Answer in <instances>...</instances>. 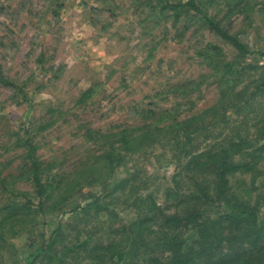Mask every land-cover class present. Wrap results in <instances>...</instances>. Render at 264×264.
<instances>
[{
	"label": "trees",
	"instance_id": "obj_1",
	"mask_svg": "<svg viewBox=\"0 0 264 264\" xmlns=\"http://www.w3.org/2000/svg\"><path fill=\"white\" fill-rule=\"evenodd\" d=\"M207 1L156 0L154 5L159 16L169 13L187 30L193 21L235 49L234 60L216 43L196 52L223 84L216 104L183 118L175 110L158 115L151 110L157 115L152 122L117 134L87 129L102 153L58 190L55 178L43 180L32 139H16L26 149L35 188L32 195L15 192L0 178L2 189L11 193L4 217L35 212L45 228L13 264H264V64H242L241 58L256 50L212 15ZM153 57L151 52L148 59ZM0 82L29 100L25 87L1 68ZM99 91L100 85L85 90L78 103L88 104ZM153 155L175 164L162 201L151 188ZM76 190L83 199L65 208L60 200L71 199ZM55 193L60 200L49 204ZM52 208L70 216H55ZM125 210L133 212L132 219L118 223ZM8 218L0 221V248L10 246L3 231Z\"/></svg>",
	"mask_w": 264,
	"mask_h": 264
},
{
	"label": "rangeland",
	"instance_id": "obj_2",
	"mask_svg": "<svg viewBox=\"0 0 264 264\" xmlns=\"http://www.w3.org/2000/svg\"><path fill=\"white\" fill-rule=\"evenodd\" d=\"M155 3L0 0V68L25 87L29 98L22 100L14 88L0 82V178L12 191L32 195L35 188L26 149L16 143L19 136L32 139L43 180L55 178L58 190L102 153L100 145L88 139L87 129L117 134L148 124L165 110L183 118L217 103L223 84L196 52L207 42L216 43L227 60H234L235 49L193 21L187 30L184 21L174 23L169 13L159 16ZM206 8L256 50L241 58L242 64H264V0H208ZM151 52L154 57L148 59ZM95 85H100L98 95L79 104L81 94ZM154 156L160 155H153L149 166L151 188L162 201L175 164ZM10 194L0 186V221L8 218L3 208ZM72 196L62 201L55 193L49 204L60 200L65 208L71 203L70 208L83 199L77 190ZM51 211L64 219L70 216ZM132 217V211H122L118 223ZM17 218L3 223L10 246L0 248V264L20 259L45 228V219L35 212Z\"/></svg>",
	"mask_w": 264,
	"mask_h": 264
}]
</instances>
